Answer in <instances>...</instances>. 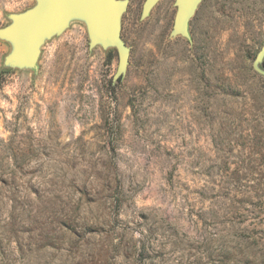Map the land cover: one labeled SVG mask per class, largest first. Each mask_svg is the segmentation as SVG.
I'll list each match as a JSON object with an SVG mask.
<instances>
[{
  "label": "rangeland",
  "instance_id": "obj_1",
  "mask_svg": "<svg viewBox=\"0 0 264 264\" xmlns=\"http://www.w3.org/2000/svg\"><path fill=\"white\" fill-rule=\"evenodd\" d=\"M127 1L117 80L84 18L35 68L0 38V264H264V0H204L191 41Z\"/></svg>",
  "mask_w": 264,
  "mask_h": 264
},
{
  "label": "water",
  "instance_id": "obj_2",
  "mask_svg": "<svg viewBox=\"0 0 264 264\" xmlns=\"http://www.w3.org/2000/svg\"><path fill=\"white\" fill-rule=\"evenodd\" d=\"M37 4L24 13L12 16V24L0 30V38L16 44L9 56L15 65L36 67L40 47L46 38L63 33L73 17L84 18L88 25L90 47L102 45L115 47L119 53L117 80L127 69L129 48L121 36V18L127 9V0H36ZM204 0H176L177 12L172 35H181L191 41L190 20ZM160 0H146L142 16H148ZM264 58V45L259 50L254 68L261 72L259 64Z\"/></svg>",
  "mask_w": 264,
  "mask_h": 264
}]
</instances>
